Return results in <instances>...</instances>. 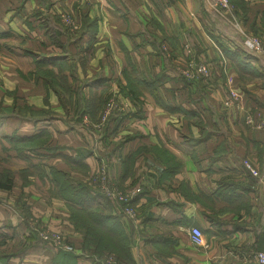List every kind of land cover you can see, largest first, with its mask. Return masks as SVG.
<instances>
[{
	"label": "crops",
	"instance_id": "obj_1",
	"mask_svg": "<svg viewBox=\"0 0 264 264\" xmlns=\"http://www.w3.org/2000/svg\"><path fill=\"white\" fill-rule=\"evenodd\" d=\"M207 3V0H0L3 107L12 100L3 91L15 90L22 102L37 109L45 106L43 99L47 96L50 108L61 112L58 98L52 91L47 94L42 77L22 75L34 71L36 65L55 70L65 65L83 75L79 68L84 65V55L88 59L92 56L90 70L97 65L102 69L100 79L86 84L88 91L107 84L105 93L111 96L114 92L111 86L113 89L115 84L118 89L115 93L126 102H130L129 97L120 92L126 84V71L141 80H152L157 73L167 76L154 91L140 87V104L131 105L138 115L128 117L118 127L114 121L109 123L103 140L91 138L58 115L52 120H47L44 114L23 120L18 116L0 117V147L11 148L3 136L12 132L31 135L43 131L49 136V142L43 145L47 149H40L39 156L19 157L8 150L16 169L28 162H39L69 170L61 157L74 155L73 148L83 145L92 148L84 160L85 178L103 163L108 177L117 185L127 187L138 181L136 186L144 191L136 201L139 221L119 217L121 223L131 222L134 228L130 248L134 264H258L253 254L264 251V187L241 163L248 158L258 168L264 164V51L247 52L245 58L240 45L241 31L264 35V0H234L236 8L230 3L231 12L224 16ZM63 13L72 16L77 31L85 20L96 19V25L91 33L84 31L81 37L62 33L53 41L43 18H50L61 30L65 29ZM227 26L234 33L227 32ZM159 43L170 60L159 54L156 48ZM184 44H188L196 61L209 65L211 75L207 80L189 82L178 76L177 67L186 54ZM86 69L88 76V65ZM62 75L65 76L62 84L73 85L71 78L64 72ZM214 80L215 83H210ZM230 86L237 95L231 102ZM84 92H80L81 97L87 99ZM96 111L89 112L93 116ZM246 117L252 123H245ZM193 118L206 124L205 131L192 124ZM205 133L208 135L204 140L192 141ZM51 146L56 150H48ZM167 156L180 162L174 174H162L168 164ZM126 157L129 163L123 172ZM71 175L77 178L83 173L71 171ZM29 180L39 189L29 187L38 193L33 196L27 192L32 214L42 225L67 233L70 240L80 245L81 234L69 223L64 202L48 197V186L38 177L33 175ZM220 182L231 183L230 190L219 188ZM100 207L106 213H118L115 205ZM13 213L8 205H0L3 236L0 250L15 251L13 244L20 240H26L23 245L29 244L26 227L17 223ZM191 227L200 230L208 247L191 242ZM42 245L29 246L27 253L11 258L10 264H50L57 250ZM76 255L75 264H107L89 254Z\"/></svg>",
	"mask_w": 264,
	"mask_h": 264
},
{
	"label": "trees",
	"instance_id": "obj_2",
	"mask_svg": "<svg viewBox=\"0 0 264 264\" xmlns=\"http://www.w3.org/2000/svg\"><path fill=\"white\" fill-rule=\"evenodd\" d=\"M229 1L236 8V4L234 3V0H229ZM235 13L237 15L236 9L234 14ZM43 23L47 30L48 36L53 41H56V38L62 33H65L68 36H70L71 34L67 27H65V29L61 28V30H59V28L55 27L51 23L50 18L48 17L43 18ZM94 25H96V19L85 20L83 21L82 28H80L78 31L75 30V32L73 33H76V35L81 37L84 31L88 30L89 33H91L90 30L93 28ZM240 45L243 48V52H242L243 55L245 56V58H247L248 53L250 51H248L242 45V41H240ZM156 48L159 54H161L165 59L170 60V57L168 56H167L168 58L165 57L166 54L162 49L161 43H159ZM36 62H37L36 64L39 63V61L37 60ZM66 67L67 66L63 65V66H59L58 69H62ZM32 74L35 77H42V79L46 84L50 83L51 86L49 87L53 88L56 91V93H58V90L56 89L55 85L58 86L59 84H62L61 80L65 78L64 75H59L57 72H54L52 69L42 68V65H36L34 71H30L28 73L29 76H31ZM178 76L181 79H184L189 82H194V81L203 82L206 79L204 77H199L197 79L195 78L189 79L181 76L180 74ZM125 78H126V84L124 85V87L120 88L121 89L120 92L122 93L123 96H128L131 101L137 102L139 101L138 98L139 95L142 94L140 87H148L152 91H154L158 86H160L163 83V81L167 78V76H165V74L162 73H157L152 80H146V79L141 80L133 76V72L126 71ZM92 100L93 97H89L83 100H81V98L80 100L77 99V107L79 108V105H82L84 101L91 103ZM86 107H88L87 104ZM9 109L5 108L2 110L9 111ZM81 110L82 108L80 109V111ZM137 112L128 111L127 113H121V112H117L116 110H113L105 122L106 125L104 126H107V124L113 121L116 122V124H119L124 119L130 117V115H136ZM7 113L9 112H0V117H2ZM18 113L19 114L21 113V109L18 110ZM191 114L194 115V112H191ZM195 124L196 126L200 127L201 131L203 130L205 131L204 127L206 124L203 123L202 120L197 119ZM45 135L46 133L41 131V134H35L28 137L19 136L17 134H10V135H5L4 138L8 142L13 144V149H15L18 152L17 155H23V157L27 158L29 153L24 151H32L33 153L30 154H35L37 149L46 148L45 146L43 147L45 141L40 140V137ZM203 135L204 134H201L202 137L198 136L197 138H194L192 141H194V143H198L201 140L207 138L206 135L208 134L205 133V136ZM90 153L91 150L82 149L80 151H76L75 154L72 156H64V157L67 158L66 162L71 167L70 168L71 170L84 172L85 169L87 170V165L85 164L84 160L88 155H90ZM167 162L168 164L161 170L163 172L162 174L165 173L174 174L178 170V167H180V162L176 160L175 157L173 156H169ZM122 163H123L122 171L125 172V169L129 163V157L124 158ZM39 166L40 165L37 164L32 167L42 172L43 170ZM21 172L29 173V174L32 173L30 168H25ZM42 174L43 175L45 174L51 185V192H50L51 195L57 197L58 199L64 200L67 210L69 212L68 221L71 224V226L74 228V230L81 234L82 239L78 247V250L80 251V255L89 254L100 262L101 260L105 261L108 256L112 255L114 261H116V263L118 264L135 263L133 257L130 254L133 229H134L131 223L132 221L129 219V221L131 222L125 221L121 223L119 217L123 216V214L118 211L117 207L116 209L118 213L115 212L116 214H113L112 211L106 213L100 207V206H107V208H111V206L114 205V203L111 200L106 198V196H104L103 194L99 193L93 186H91L87 182L83 183L81 181L74 180L73 176L70 174V171L68 170L60 169L50 165L48 172L44 173L43 171ZM13 184H14V171L7 167H0V190L9 191L12 188ZM230 185L231 183L229 182L226 183L220 182L219 188L224 187L225 190L229 191ZM143 192L144 191L140 190L137 193H135L132 199L130 200V203L136 204V201L140 198ZM22 204L23 206L20 205L18 206V211L20 216H22L24 219H27L30 213L28 211V208L24 207V203ZM209 218L211 219L210 216ZM27 238L29 240V244L22 245L15 251L0 250V264H10L9 261L11 258L22 256L24 253H27L32 247H35V245L43 244L40 241V239L36 236L34 229L32 230V232H30ZM70 244L72 245L71 242ZM29 246L31 247L30 249H28ZM77 256L78 255H76V252L74 250L69 251L59 248L56 251L55 255H53L50 264H75Z\"/></svg>",
	"mask_w": 264,
	"mask_h": 264
},
{
	"label": "rangeland",
	"instance_id": "obj_3",
	"mask_svg": "<svg viewBox=\"0 0 264 264\" xmlns=\"http://www.w3.org/2000/svg\"><path fill=\"white\" fill-rule=\"evenodd\" d=\"M207 5H209L211 7V9L214 12H216V9H214V7L212 5V2L210 0H208ZM226 12H227L226 10H218V13L222 14V15H226ZM66 15L68 16V19L71 21V23L66 22L65 19L63 20V17L66 16ZM61 20L63 22L62 24L65 27H67L71 33H73V31L76 30V28L73 27L72 16L69 13L61 14ZM225 28H226L225 30L227 32L229 31L231 33H234V31L230 27L227 26ZM261 36H264V35H261ZM187 45H184V47H183L184 51L186 53L184 55V57H183V63L185 61H193L194 63H198V64L205 63V62H201V61H196L194 59V55L191 54L190 47H189L188 51L186 50L185 47H187ZM83 57H84V60H83V64L84 65H82V67L79 68L80 73H83V75H80L78 73V70H74V69L72 70L68 66H67L68 68L67 67L66 68H62V69H58L57 68L56 70L54 68L50 67V69H52L54 72H57L59 75H62V73L64 72V74L66 75L67 78H71L72 79L73 85L72 84H70L71 86H67L65 84H59L58 86L55 85L56 89L58 90V93H56V91L53 88L49 87V86H51L50 83L46 84L44 82V80L42 81L44 88L47 90V94L50 91H52L56 95V97L58 98L57 99L58 103H59L60 106H62L61 112L54 111V110H52L50 108L51 105H50V102L48 101L47 96L44 97V99H43V101H44L43 104L45 106L42 107L41 109H37V108H34L33 106H31L30 104H28L27 102H22V100L19 99V97L16 96V91L15 90H4L3 91V95L4 96H9L10 98H12V100H11V104L10 105L3 107V106H1L2 105L1 102H2L3 96L2 95L0 96V112H9V113L3 115L2 117L18 116L20 119L23 120V119H30V118H33V117H36V116H40L41 114H44V115H46L45 118L48 120V119L54 118L56 115H58V116H60L59 119L64 120L67 124H72V125H74L76 127L81 128L82 131L86 132L87 134H90L91 138H92V136H95V137L97 136V137H99L98 140L105 139L104 129L106 128V126H104V125H106L105 122L108 119V117L110 116L111 112L113 110H116L117 112H121V113H127L128 111L137 112L136 111L137 109L135 110V108H132V106L135 105V103L140 104V102L139 101H137V102L131 101L130 98H128L130 100V102L129 101L126 102L122 98H119L118 95L115 93V90H116V92L118 90L117 86H115V84L113 85V89H112V86H111V91H114V92H112L113 95H111V96H107V94L105 93V90H107V84H105V85H101V84L97 85V87L89 89V91H88V89H87L88 87L86 86V84H89V83L95 81L96 79H100L102 77V69L99 68V66L97 65L96 67H92L91 70H90V67H91L90 64L91 63L89 62V60H90V58L92 56L89 59H88L87 55H84ZM76 59H77L76 61H79L81 58H76ZM88 62H89V64H88ZM182 64H180L177 67V71L179 72L180 75H181V73L179 71V68H180V66ZM205 64H207V63H205ZM87 65L89 66V70L88 71L90 72V74H88V76L85 75V71H86V74H87V69H86ZM207 66L209 68L208 64H207ZM209 74L211 75L210 69H209ZM210 75H209V77H210ZM181 76H183V75H181ZM22 77L25 78V77H30V76L27 73V74H23ZM78 77L81 78L79 82H78ZM33 78H35V77H33ZM124 78H125V75H124ZM197 78H199V77L197 76L195 79H197ZM125 80H126V78H125ZM205 80H207V78ZM84 82H86V83H84ZM207 82H210V81H207ZM210 83H215V80L210 82ZM72 86H73V88H72ZM230 88H231V86L228 88V92H229L228 100L232 99L234 101V98L232 97V94H234V96H235L236 92L234 90L230 89ZM84 90H85L86 93L84 92ZM80 92H84L85 94H87L88 97L89 96L92 97V95H95V96H94L93 100L91 101V103H88V102L84 101L82 103V105H79V108H78L77 107V99H79V100H80V98H81V100L86 99L85 97H81L82 93H80ZM92 92H94V94ZM79 95H80V97H79ZM18 100H21V101H18ZM230 102H231V100H230ZM108 103H111V107L109 109H108ZM86 104L88 105V107H86ZM5 108L6 109L10 108V109H9V111H7V110L3 111L2 109H5ZM81 108H82V110L80 111ZM19 109H21V113L20 114L18 113ZM90 109L97 110L95 112V115H97V116H95V115L92 116V114L89 112ZM10 110H12V111H10ZM79 111H80V113H79ZM25 115H28V117H26ZM137 115H138V113L136 115H130L129 118H135ZM77 116H80V117H77ZM197 119L198 118H196V119L193 118L192 119V124H194L197 121ZM189 120H191V119H189ZM246 120H247V117H246ZM246 120H245V123H247ZM123 121H121L116 127H118ZM110 124H112V122H110ZM93 132H95L96 135H94ZM10 134H16V133L12 132ZM10 134H6V135H10ZM35 134H41V131H38V132H36L34 134H31V135H19V134H17V135L23 136V137H28V136H32V135H35ZM100 135H102V136L100 137ZM40 140L41 141H45V142L48 143L49 142V136H47V135L41 136ZM6 142H8V141L6 140ZM8 143L10 144L11 148H6L3 145H2V147H0V167H7V168H10L11 170L14 171V184H13L12 188L9 191L0 190V205H3V207H6V205H8V207L10 209L12 208V210L14 211L13 214L15 215L17 223L18 224L21 223V224H23L26 227V230L28 231V235L34 229L35 233H36V236L47 247H50L53 250H58L59 249L57 245L55 246V243L53 241H48L46 243V242H44L41 239L40 233L43 232V231H49L50 234L51 233H59L62 237H64L65 239L69 240V242L72 243V245H73L72 250H74L76 252V254H78V253L80 254V251L78 250V247H76V246H79V244L77 245L74 241L70 240L67 233H66L67 234L66 235L65 232L54 231V230L49 229L47 226L42 225L41 222L39 221V219H37L32 214L30 197H28V193L27 192H29L33 196V194H38V193L34 192L33 190H31V188H29V187H33L34 190H39V189L33 184L32 181L29 180L30 176L34 175V176L38 177L39 180H41L42 184L44 183V184H46L48 186V188H47V186L45 185L46 188H47L48 197L53 198V199L57 198V197L51 195V193H50L51 192V185H50L47 177L45 176V174L44 175L42 174L43 171H44V173L48 172L50 165H47V164H44V163H39V162H28V164L24 165L23 167H21L19 169H16V167L12 166L13 161L10 160V155L7 154V151L8 150L13 151L15 155H17L18 152L15 149H13V144L12 143H10V142H8ZM40 149H43V148H40ZM40 149H37L35 154H30V153H33L32 151H24V152H28L29 153L28 157L31 158L33 156H35V157L39 156L40 154H39L38 151ZM57 149H64V147H57ZM82 149L91 150L92 148H87V147H85L83 145H79L77 147H74L73 151L76 152V151H80ZM48 150H56V148L51 146ZM64 150H67V149H64ZM91 152H92V150H91ZM52 153H54V152H52ZM3 156H5L6 159ZM17 156L23 157V155H17ZM61 158L67 164V162H66L67 158L63 157V156ZM246 159H248V158H246ZM248 160L250 161V159H248ZM3 162H6L8 164L11 163V164L7 165V164H5ZM37 164L40 165L39 167L43 170L42 172H40L38 169L32 167V166H35ZM252 164L255 166L254 163H252ZM25 168H30L32 173H30V174L29 173H22L21 171L23 169H25ZM68 168H69L68 171H70V174H71V171H76V170H71L70 169L71 167L69 165H68ZM256 168H258V167H256ZM262 168H263V166L261 168H258V169L261 171ZM102 171H103V174H101ZM78 172L79 173H83V176L82 177H77V178H75L73 176L74 180H78V181H81L83 183L87 182L88 184L93 186L99 193H101L103 195H104L103 188L107 187V186L109 188H113L115 191H119V192L125 193V192H131V190H133V188H135L136 185L138 184V181H135L133 184H131L130 186H127V187H123V186L117 185L115 182H113L108 177L106 168L103 165V163L100 165V168L95 170L93 174L88 176V178H85L86 177V174H85L86 173V169L84 170V172H80V171H78ZM44 177H45V179H44ZM25 190H27V191L25 192ZM41 190H43V189H41ZM7 199H8V201H7ZM60 200H62L64 202L63 199H60ZM112 202L117 207L118 211H120L121 210L120 205H118L115 201H112ZM22 203H24V207H27L28 211L30 213V215L28 216L27 219H24L22 216H20L19 211H18V206L19 205L23 206ZM64 204H65V202H64ZM130 205H131L132 208H134L137 211L136 220L139 221L140 208H137L136 204L130 203ZM67 213H68L67 215H69V212H67ZM125 218L129 221V218H127V217H125ZM132 222H135V221H132ZM0 236H1L0 238L3 237L2 235H0ZM25 242H26V240H25ZM25 242L20 240V241L15 242V244H13V245H14V247L16 249H18ZM10 248H11V246L9 247V249ZM64 250H66V249H64ZM69 251H71V250H69ZM13 258H15V257H13ZM102 262H104V261H102ZM105 262H107V264H118V263H116V261H114L112 255L108 256L106 258Z\"/></svg>",
	"mask_w": 264,
	"mask_h": 264
},
{
	"label": "built area",
	"instance_id": "obj_4",
	"mask_svg": "<svg viewBox=\"0 0 264 264\" xmlns=\"http://www.w3.org/2000/svg\"><path fill=\"white\" fill-rule=\"evenodd\" d=\"M208 1V0H207ZM214 9L218 13V10H226V14L228 15L231 12V4L229 0H210ZM222 15V14H221ZM224 16V15H222ZM65 19L66 22L71 23L68 19V16H64L63 20ZM233 23L239 30V25L236 22L235 18H233ZM73 22V21H72ZM74 25V23H72ZM242 35V45L251 52H263L264 51V36L260 35H248L245 32L241 31ZM187 45V44H184ZM188 51L189 46L185 47ZM181 75L185 78L194 79L198 77H209V68L207 64H198L194 63L193 61H185L179 68ZM236 94H232L233 98H236ZM111 107V103H108V109ZM247 123H252L251 118H247ZM242 166L253 176L259 178L263 187H264V164L263 168L260 171L256 166H254L248 159L244 158L241 161ZM103 174V171L101 172ZM104 195L109 198L111 201H115L118 205H120L121 210L119 211L125 217L135 221L137 211L131 207L130 200L132 199L133 195L140 191V188L136 186L131 190V192H119L115 191L113 188L104 187ZM189 236L190 240L194 245L202 246L204 248L208 247L204 242L202 234L200 230L196 227H191L189 229ZM40 237L44 242L53 241L55 246L57 245L58 248L72 250L73 246L70 244L69 240L62 237L59 233H51L49 231H43L40 233ZM254 259L257 261L258 264H264V251H257L254 254Z\"/></svg>",
	"mask_w": 264,
	"mask_h": 264
}]
</instances>
